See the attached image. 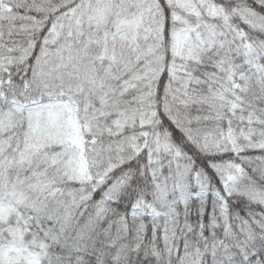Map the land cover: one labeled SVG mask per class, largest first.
Here are the masks:
<instances>
[{
    "label": "snow or ice",
    "instance_id": "obj_1",
    "mask_svg": "<svg viewBox=\"0 0 264 264\" xmlns=\"http://www.w3.org/2000/svg\"><path fill=\"white\" fill-rule=\"evenodd\" d=\"M0 264H264V0H0Z\"/></svg>",
    "mask_w": 264,
    "mask_h": 264
}]
</instances>
